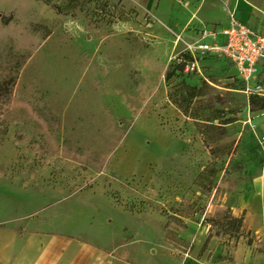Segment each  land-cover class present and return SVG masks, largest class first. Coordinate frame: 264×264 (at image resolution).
<instances>
[{"label":"rangeland","instance_id":"1","mask_svg":"<svg viewBox=\"0 0 264 264\" xmlns=\"http://www.w3.org/2000/svg\"><path fill=\"white\" fill-rule=\"evenodd\" d=\"M235 19L264 32V0H0V84L59 118L48 133L0 103V219L106 225L110 264H264V70L246 83L207 56L164 77Z\"/></svg>","mask_w":264,"mask_h":264},{"label":"crops","instance_id":"2","mask_svg":"<svg viewBox=\"0 0 264 264\" xmlns=\"http://www.w3.org/2000/svg\"><path fill=\"white\" fill-rule=\"evenodd\" d=\"M30 213L0 219V264H110L113 261L117 247L96 240L103 238L106 225L99 226V231L91 230V237L85 238L68 230L50 228L49 218L33 223L28 218Z\"/></svg>","mask_w":264,"mask_h":264},{"label":"built area","instance_id":"3","mask_svg":"<svg viewBox=\"0 0 264 264\" xmlns=\"http://www.w3.org/2000/svg\"><path fill=\"white\" fill-rule=\"evenodd\" d=\"M184 49L182 53L187 54L189 58L178 60L184 62L183 71L186 73L199 70L198 59L207 56L225 58L246 83L254 81L256 75L264 70V32H258L237 19L203 30ZM247 88L260 93L258 89L261 87L254 83Z\"/></svg>","mask_w":264,"mask_h":264},{"label":"trees","instance_id":"4","mask_svg":"<svg viewBox=\"0 0 264 264\" xmlns=\"http://www.w3.org/2000/svg\"><path fill=\"white\" fill-rule=\"evenodd\" d=\"M178 58L187 59L189 56L185 53H178L177 57L173 61L175 64L174 70L169 71L168 69L164 73L165 78H169L173 71L181 70L183 71L184 68V62L182 60H178ZM178 60V61H177ZM194 89V88H193ZM192 89V90H193ZM195 93L191 94L193 97ZM0 103L11 105V106H23L25 107L29 113L32 115L34 119H36L42 127L49 133L56 130L59 126V118L57 114L52 111V108L47 105H42L32 102L30 99H28L26 96L17 93L16 91L12 90L9 86L1 85L0 84ZM175 103L177 101L175 100ZM249 105L252 109H263L264 108V98H261L260 101H254L253 99L249 100ZM242 216L240 217H228L223 221L215 222L217 225H219L214 231L209 232L206 236V239L203 243L202 249L206 247L208 242L212 239V236H221L226 233L230 236V238H235L240 235V230L242 227ZM214 223V222H213ZM249 243V242H248ZM235 244H233L234 246Z\"/></svg>","mask_w":264,"mask_h":264}]
</instances>
